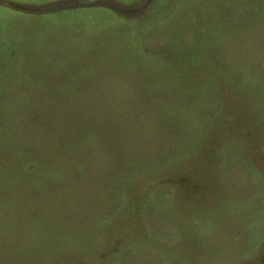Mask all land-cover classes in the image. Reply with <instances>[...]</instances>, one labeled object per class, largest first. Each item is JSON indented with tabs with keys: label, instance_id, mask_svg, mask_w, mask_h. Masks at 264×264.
<instances>
[{
	"label": "rangeland",
	"instance_id": "374dc122",
	"mask_svg": "<svg viewBox=\"0 0 264 264\" xmlns=\"http://www.w3.org/2000/svg\"><path fill=\"white\" fill-rule=\"evenodd\" d=\"M0 264H264V0H0Z\"/></svg>",
	"mask_w": 264,
	"mask_h": 264
}]
</instances>
